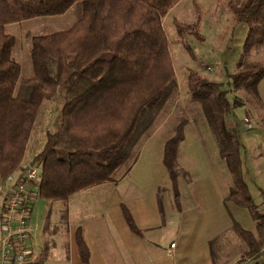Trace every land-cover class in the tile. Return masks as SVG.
Instances as JSON below:
<instances>
[{"label": "trees", "instance_id": "obj_1", "mask_svg": "<svg viewBox=\"0 0 264 264\" xmlns=\"http://www.w3.org/2000/svg\"><path fill=\"white\" fill-rule=\"evenodd\" d=\"M179 1L0 0L1 181L20 168L38 111L46 100H59L62 108L55 131L48 133L44 149L33 160L42 166L39 197L62 202L66 208L71 196L113 181L118 167L134 158L127 169L131 168L139 156L145 114H153L178 93L162 19ZM77 3L82 11L72 28L32 38L34 74L21 80V65L13 59L16 40L5 27L64 15ZM228 3L236 22L248 26L236 71L229 76L230 86L235 93L245 92L261 104L258 85L264 67L248 58L252 51L264 48V0ZM177 30L181 34L187 28L179 24ZM187 86L191 97L203 105L232 179L225 202L247 209L255 222L257 236L233 221L232 230L247 247L243 261L264 264V209L256 204L244 179L242 128L228 127V116L246 105L238 95L231 103V90L193 69L188 72ZM183 138L180 124L176 135L164 144L163 165L177 200V151ZM135 148L138 152L134 155ZM260 193L264 203V189ZM124 213L137 232L131 215ZM76 238L81 259L88 263L82 230ZM211 258L215 264L212 249Z\"/></svg>", "mask_w": 264, "mask_h": 264}, {"label": "rangeland", "instance_id": "obj_2", "mask_svg": "<svg viewBox=\"0 0 264 264\" xmlns=\"http://www.w3.org/2000/svg\"><path fill=\"white\" fill-rule=\"evenodd\" d=\"M81 11L82 5L77 3L64 15L39 17L21 23L9 24L5 27V32L14 36L16 40L13 59L21 65V80L29 79L34 74L31 60L32 38L69 30L79 19ZM162 24L169 41L178 93L174 96L171 95L153 114L151 111L145 114V120L140 128V139L144 142L150 134L152 140L141 156L142 162H144L143 167L141 169L136 167L140 174L135 178L143 179L144 173L146 177V172H148L146 169L152 165L148 161V156L154 153L159 156L157 154L160 152L161 156L164 155V143L176 135L177 126L182 124L184 138L177 151L178 176L180 174L184 177V183L192 185L201 182L202 179L208 182L210 176H207L206 172L212 171L215 174L219 170L224 172L226 180H229V185H231L230 173L224 160L222 163L218 144L206 119L203 105L200 101L194 100L188 90L187 76L189 70L193 69L210 81L222 83L225 89L231 90L229 94L231 103L238 95L247 106L242 112L239 109L233 110L228 116V127L230 129L242 128L240 132L243 133L241 142L244 148L241 158L242 164L245 163L243 171L249 180L251 194L263 211L262 204L264 203L260 190L264 189V154L261 159L254 160V151L260 148L261 143L253 137V133H246V130L253 123L256 124L264 120V105L245 92L235 93L232 91L229 77L236 71V64L243 52L248 26L236 22L233 12L229 8L228 0H180L162 19ZM179 24H183L187 28L181 34L177 30ZM257 52V50L252 51L248 60L250 63L264 67V54L263 56L258 55V57L256 56ZM52 104L47 101L42 103L33 127L35 133L32 132V141L27 147L25 162H22L20 167L31 163L30 161L33 162L47 141L46 133L55 131L62 103L58 100ZM49 106H53L52 109ZM43 125L41 131L40 126ZM39 133L40 135H38ZM37 141L38 144L35 145L34 142ZM159 144L160 146H158ZM137 152L138 148H135L133 154L135 155ZM133 159L131 158L120 165L113 175L114 178H119L132 164ZM34 163L35 165L39 164V162ZM165 176V179L158 177L155 179L159 184H170L166 170ZM217 179L221 186L225 185L224 177H217ZM60 204L64 203L60 202ZM48 206V201L38 197L33 204L31 213V225L32 228L34 226V236H36L40 250L44 246L42 242L44 232L51 234V224L56 216ZM227 206L230 216L229 225L236 221L243 228L257 234L255 222L247 209L237 207L230 202ZM66 213V208L63 207L60 224H66ZM223 231L222 235L210 243L215 255V264H230L229 256L225 254V250L231 237L236 241V248L241 249L243 254L247 250L246 245L237 238L232 228H225ZM258 261H261V258ZM242 263L254 264L252 262Z\"/></svg>", "mask_w": 264, "mask_h": 264}, {"label": "crops", "instance_id": "obj_3", "mask_svg": "<svg viewBox=\"0 0 264 264\" xmlns=\"http://www.w3.org/2000/svg\"><path fill=\"white\" fill-rule=\"evenodd\" d=\"M263 54L264 48L256 56ZM258 94L264 105V79L258 85ZM46 101L55 103L52 100ZM49 107L52 109L53 106ZM246 107L239 108L240 112ZM43 127L40 126L41 131ZM248 129L246 133H253V137L261 143L260 148L254 151V160L261 159L264 154V120L253 123ZM32 132L23 163L27 147L32 141ZM151 140L152 135H149L141 142L143 147L142 150L140 148L136 162L119 178L71 196L66 204V224H60L65 204L48 201V208L56 216L51 224V234L44 232V246L41 250L30 217L29 245L32 255L28 261L17 264H214L210 243L222 235L225 228H232L233 225L232 222L228 224L230 216L228 203L225 202L233 184L229 185L224 172L219 170L215 174L212 171L206 172L210 176L208 182L202 179L192 185L184 183V177L179 174L177 200L169 177L170 184L167 185L159 184L155 179L166 177L161 152L157 154L159 156L156 153L148 156L152 165L147 167L146 177L144 173L143 179L137 180L135 177L140 172H137L136 167H143L141 156ZM34 143L37 145L38 141ZM43 149H40L41 152ZM216 176L224 177L225 185L221 186ZM244 179L249 184L245 173ZM124 210L131 215L137 232L129 226ZM79 229L88 247V263L83 262L78 251L76 235ZM172 244H175L173 248ZM225 251L230 264L253 263L251 260L243 261L242 250L236 248V241L232 237Z\"/></svg>", "mask_w": 264, "mask_h": 264}, {"label": "built area", "instance_id": "obj_4", "mask_svg": "<svg viewBox=\"0 0 264 264\" xmlns=\"http://www.w3.org/2000/svg\"><path fill=\"white\" fill-rule=\"evenodd\" d=\"M41 170V164L31 162L0 180V264L24 263L32 255L29 222L39 197Z\"/></svg>", "mask_w": 264, "mask_h": 264}]
</instances>
